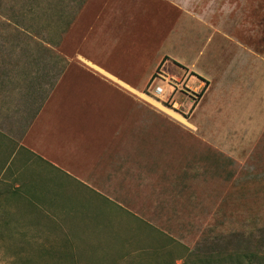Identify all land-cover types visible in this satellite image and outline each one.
<instances>
[{"label":"rangeland","instance_id":"1","mask_svg":"<svg viewBox=\"0 0 264 264\" xmlns=\"http://www.w3.org/2000/svg\"><path fill=\"white\" fill-rule=\"evenodd\" d=\"M85 1L0 0V76L21 78L36 107L69 59L114 62L145 92L168 52L160 26L173 15L103 36L107 44L119 36L117 46H79L83 32H64L60 19ZM220 7L216 30L187 29L185 45L169 46L179 59L166 55L180 71L169 75L189 73L201 88L194 104L176 93L162 105L184 121L138 98L139 121L155 139L145 170L122 173L102 195L36 161L5 171L0 163V264H127L139 254L141 264H162L161 251L173 264L232 253L264 264V0H235L228 14Z\"/></svg>","mask_w":264,"mask_h":264},{"label":"crops","instance_id":"2","mask_svg":"<svg viewBox=\"0 0 264 264\" xmlns=\"http://www.w3.org/2000/svg\"><path fill=\"white\" fill-rule=\"evenodd\" d=\"M234 1L86 0L73 17L68 34L83 32L79 46H117L119 36L108 44L102 41L103 36L131 34L149 16L173 15V19L161 22L159 46H167L163 51L168 52L157 58L148 84L163 64L168 73L180 72L171 63L169 57L179 58L169 46L185 45L187 29L216 30L223 15L220 4L226 5L228 14ZM177 19L174 34L178 38L175 35L173 39L169 29ZM68 66L65 73L56 76L48 95L37 107L21 78L15 82V76H0L8 83L0 90L2 170L21 160L29 164L36 161L65 180L106 195L111 193L108 188L116 186L111 180L124 172L145 170L140 163L154 156L153 125L140 123L138 98L151 102L168 116L184 120L145 96L130 82L123 67L114 62L81 55L69 59ZM148 113L153 115V110L143 107L142 114Z\"/></svg>","mask_w":264,"mask_h":264},{"label":"built area","instance_id":"3","mask_svg":"<svg viewBox=\"0 0 264 264\" xmlns=\"http://www.w3.org/2000/svg\"><path fill=\"white\" fill-rule=\"evenodd\" d=\"M152 77L144 95L160 105L168 104L170 106L168 101L170 100V102H172L173 96L176 93H180L191 99L194 104L201 93V88H198L191 82L192 78L196 77L191 76L189 73H184L178 77L169 75L168 71L164 67V64L155 71ZM175 105L176 104H174V106Z\"/></svg>","mask_w":264,"mask_h":264},{"label":"trees","instance_id":"4","mask_svg":"<svg viewBox=\"0 0 264 264\" xmlns=\"http://www.w3.org/2000/svg\"><path fill=\"white\" fill-rule=\"evenodd\" d=\"M73 18H64L60 19V22L65 24L63 31H67L69 26L71 25ZM155 231L159 233V235L165 237L166 234L154 228ZM146 258L147 255L139 254L137 256L131 257L127 259V264H141ZM157 261L161 262L162 264H173L172 260H168L166 256L162 254V251L156 254ZM244 254L240 253H232V254H212L209 256H200L199 257V264H243ZM129 260V261H128ZM167 260V261H165ZM164 261V263H163ZM185 264V263H184Z\"/></svg>","mask_w":264,"mask_h":264}]
</instances>
